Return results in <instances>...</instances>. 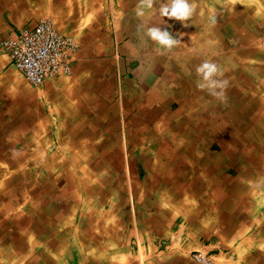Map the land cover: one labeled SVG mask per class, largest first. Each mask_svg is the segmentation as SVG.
<instances>
[{
  "label": "rangeland",
  "instance_id": "rangeland-1",
  "mask_svg": "<svg viewBox=\"0 0 264 264\" xmlns=\"http://www.w3.org/2000/svg\"><path fill=\"white\" fill-rule=\"evenodd\" d=\"M14 1L15 4L18 2ZM29 1L25 0L23 4L26 5ZM85 1L87 0H43L41 5L43 4L44 14L36 21L43 17L51 18L60 30L64 31L62 26L66 22L60 19L65 16L72 18L77 25L74 29L78 28L75 38L81 48H85L87 57L93 53L90 59L107 54L105 50L93 48L94 44L102 42L101 37L113 41L115 48L111 51L116 56L119 52L123 57L125 52L120 45H123L124 41L121 40L120 32L139 35L143 39V52H146L141 57L142 65H132V61L126 58V62L130 63L124 65V74V66L119 67L117 63L99 65V73L93 72L92 64L88 63L77 72L74 69L72 75L52 78L49 83L35 86L22 76L9 61L8 55L0 49L6 80L0 81V90L14 89L15 92H23V96L30 101V105H26L29 112L31 111L30 114L35 118H38L39 114L41 125L45 126L42 143L38 144L34 140L33 143H27L25 139L19 138L14 140V143L0 145V225H3L4 220L9 225L10 220L14 222V226L20 224L19 227L25 233H31L41 224L42 219L48 222L55 214L70 212L67 215L73 217L70 226L75 228V231H82L80 219L86 216L93 218L95 228L100 233L104 225L103 219L111 224L115 218H129L132 214L137 219L151 214L158 216L159 213L164 215L160 216L162 218H172L173 222L182 223L197 209L199 214L207 215L209 221L215 217L221 222L215 225L218 226L216 235L210 239H202V242L197 238L201 244L192 247L191 255L198 264L202 263L194 257L196 250L206 252L212 258V264H233V261L235 263L240 259L233 255L238 249L243 251L242 260L251 258L258 261L257 264H262L261 251L259 257L255 253L248 254L251 249L248 251L246 245L248 238H254L258 244L255 245L256 248H264V128L255 126L249 129V124L242 122L244 125L239 129V138L235 136V128L237 122L241 121L240 116L245 114L238 111L241 108L245 112L259 114L258 119L264 123V61L258 58L260 54H264L259 36L260 32L264 31V0H250V3L246 0H205L206 12L208 8L214 9L223 22L233 21V32L227 34L225 39L227 44L232 43V47H235L231 51L233 97H223V94L211 85H208V88H200L198 92L193 90L188 93L181 87L186 75H190L192 80L198 83L204 78L203 73L200 74L194 64L181 63L183 51L186 50L180 46L181 43L178 44L185 31H191L190 40L196 44L199 0H89L92 2L87 4V7ZM33 2V7L38 6L39 0ZM81 3L87 10L85 15L78 13ZM241 3H247L249 9L247 6V9H243ZM75 4H78V10ZM237 4L240 6L238 9ZM234 5L236 6L233 9ZM229 12L233 13V17H228ZM252 12L258 15H253ZM133 15H137L138 22L134 23ZM68 18L64 20H69ZM187 18L190 19L189 23ZM246 21H249L248 26ZM242 37L251 43L242 41ZM151 52L156 54V57H153V54L151 57ZM88 61L89 59L84 62ZM48 89L55 90L59 97L41 98L40 91ZM132 90L142 94L145 91L149 96L161 99H158V102L153 100L147 107L146 102L136 107L132 103ZM138 97L141 99V96ZM12 99L0 98V111H6L11 106L12 110H9L7 115L20 119L19 112L22 107L13 103ZM43 99L45 104L39 105L38 100ZM249 99H253L255 103H249ZM22 115L24 118V114ZM112 115L117 117V120L110 124L108 119ZM175 120L177 122L173 124ZM72 127H80L83 130V135L77 140L72 137ZM172 141H179L181 149L173 145ZM76 142L85 144L80 147L81 150H86L88 158H91V153L98 152L95 153L97 158L86 160L84 168V162L79 159L81 155H75ZM163 146L169 149L164 154H158L155 150L158 151L159 147ZM152 148H155V152ZM190 149L193 153H190ZM71 152L73 154H70ZM12 155L20 160L11 162ZM189 160L192 161L188 162ZM216 160L225 163L226 168L223 173L218 174V178L211 179L206 174V167L208 163H216ZM243 167L247 170L241 173ZM169 169L178 170V174L184 175L189 184L185 186L184 198L181 201L171 192L173 187L171 188L169 179L173 182L178 177L170 178ZM61 171L65 175L61 174ZM185 172L196 174L197 182L192 183L188 175L185 176ZM101 174H105V180L99 183L103 180L98 179ZM202 176L207 179L203 180ZM214 181H218V184H214ZM241 186H245V191ZM93 188L99 189L98 191L104 188L105 192H102L100 197H96L95 193L89 195V203L83 200L79 204L76 203L74 196H77L78 192ZM238 194L249 195L250 200L249 197L248 200L244 197L241 202L246 207L254 205L259 214H248L246 210H241L235 216L239 205ZM122 226L123 224L119 225ZM173 227L179 228L177 225ZM112 228L113 226L110 231L113 233L116 228H113V231ZM111 236L118 239L114 234ZM249 247L252 248L251 245ZM235 248L237 249L233 250Z\"/></svg>",
  "mask_w": 264,
  "mask_h": 264
},
{
  "label": "crops",
  "instance_id": "crops-1",
  "mask_svg": "<svg viewBox=\"0 0 264 264\" xmlns=\"http://www.w3.org/2000/svg\"><path fill=\"white\" fill-rule=\"evenodd\" d=\"M24 1L25 0H18V2H16L15 4L14 0H0V43L3 38L14 32L15 30H18L21 27L26 26L27 24L31 25L33 23H36L37 18L44 14V9H42L43 4L41 5L43 0H39V3H37L38 6L34 5V7L33 0L32 2L30 0L26 5L23 4ZM202 1L204 3H202ZM246 1L250 3V0ZM85 2V6L87 7V4L90 5V2L92 1L87 0ZM199 2L200 7H197L199 16L197 20L199 24L197 26L198 39L196 41V44L191 42L190 40L191 31H185V33H182V37L180 36L181 42H178V44L180 45L181 43L180 46L183 48V50H186L183 51V55L181 58L183 62L181 63L186 64L187 62V64H194L198 67L199 73H203L204 78L202 80H199L198 83L197 81L192 80L193 77H191L190 75H186L182 80V84L184 86L181 85V87L185 88L186 92L188 93L193 90H196L198 92L200 88H208V85H211L217 91L221 92L223 94V97L226 95H229V97H233V54L231 53V51H233V48L235 47H232V43L227 44V41L225 40L227 38V34H231L233 32V21L231 20L230 22V20H228V23L225 21L223 22L222 17L216 10L208 8V12L205 11V0H199ZM239 4H237V9L240 7L238 6ZM241 4L243 9H247V3ZM74 6H76L78 10V4H75ZM235 6L236 5L233 6V9L235 8ZM86 7H84V5L81 3L78 13L85 15L87 10H85L84 8ZM19 8L21 10H19ZM250 10L252 11V9ZM252 14L254 15L255 12H252ZM255 15L258 14L256 13ZM133 16L134 23L138 22L137 15ZM228 17H233V13L230 14L229 12ZM65 18L68 17L65 16L60 19L61 21L66 22L65 25L62 26L64 29L63 32L75 37V32L78 31V28L76 30L74 28L75 26L77 27V25L72 18H68L69 20H64ZM187 19L189 23L190 19ZM245 23L248 26L249 21H246ZM172 33H174V31H172ZM262 35H264V31L260 32L259 36L261 37ZM120 36L121 40L124 41L123 45L121 43L120 47L124 50L126 56L122 53L124 55L122 57L119 52L117 54L118 56H116L113 51H111L115 48V45L112 43L113 41H109V38L101 37L100 39L103 40L101 43H98L100 45L94 44L93 48L105 50L107 54L101 57H93L90 59L93 53L91 52L92 54L88 56V58V53L86 52L85 48L80 47V49L76 53V61L74 67L75 71L77 72L80 67H82L84 64L89 63L92 64L93 72L99 73V65H115L117 63V65L121 67L126 65L127 63H130V61L126 62L127 60H131L132 65L141 66V57L146 54V52H143L144 47L142 45L143 39L141 38V36H135L134 33L128 35V33H125L123 31L120 32ZM241 40L243 41L247 39L242 37ZM247 41L251 43L250 40ZM85 42L86 44L88 43V41ZM151 55L153 57H156V54L152 52L150 53V56ZM263 55L260 54V56L258 57L261 58L260 61L262 62L264 61ZM87 58L89 59V61L84 62L88 60ZM122 58L124 60H121ZM167 62L168 61L166 60V63ZM123 73L126 74L125 66ZM4 77L5 74L3 63L0 59V81H6ZM111 78L112 76L109 77V79ZM166 79L168 78L166 77ZM48 81H50V79H48L46 82ZM172 87H174L173 84ZM132 92L133 93L131 95L133 97V104L135 102V97L136 99L138 96L153 97L149 96L148 93L146 94L145 91L143 92V94L142 92H138L137 90H132ZM23 94V92H15L14 89L0 90V98L4 99L12 97V102L18 103L22 107L20 109L22 114H24V118L21 114L20 119H18L19 117L14 119L13 117L8 116L7 114H9V110H12L11 106L7 108L6 111H0V145L10 142L14 143L13 141L19 138L25 139L27 143H33V140L38 144L42 143L41 139L45 136V126L43 124L41 125L39 114L38 118H35L30 114L31 111L29 112V109L27 108V106L30 105V101L28 98H26V96H23ZM39 96L41 98L45 96L56 98L58 95L55 90L48 89L44 90L43 92L40 91ZM38 103L39 105L43 103L45 104V99L38 100ZM149 105H151V101L150 103L145 104L146 107ZM116 120L117 117H115L114 120H111V117H109L108 122H111L110 124H113L116 122ZM70 131L73 133L72 137L75 138V140L79 139L83 135V130H81L80 127H72ZM76 145L77 149L75 150V155L77 153L80 154L81 156L79 157V159L81 158V160L86 161L88 159L90 160L98 157L96 155L98 154V152L96 151L91 153V158H88L86 150H81L80 147V145H85L83 144V142H76ZM70 154L73 153L71 152ZM5 160L8 159L5 158ZM61 174L65 175V173H63L62 171ZM103 175L105 176V174ZM187 175L191 179L192 183L197 182V178H195L196 176L193 172L186 173L185 176ZM205 176H202L203 180L207 179ZM207 176L210 177V175ZM155 181L158 180L155 179ZM171 181L172 180H169V182ZM214 184L217 185L218 181H214ZM241 210L245 209L242 208L240 209V211ZM197 213L198 211L196 209L193 212L192 216L188 215V217H186V222L182 223H175L173 222L172 218H162L159 216V213H157L158 216H154L151 214L150 216H146L144 218L141 216L137 219H135V216H133L132 214V217L129 218H115V220H113L111 224L109 222L107 223V221L103 219L102 224L104 225H102L103 230H101L103 232H100L101 235L95 228L94 224L96 223H93V218H87L86 216L80 219V227L83 226L82 231H75V229L70 226L72 224L73 217H71V215H67L70 214V212L64 214L63 212H60L58 214H55L54 217H52L53 219L48 222H45V220L42 219L41 224L37 225L34 229V232L31 233H25L24 230L19 227V225L14 226V222L12 223L10 222V220L9 225H6V220H4L3 225H0V245L2 246H0V264H198L191 255L190 251L192 250V247H197L201 244L200 242H198V239L202 242V239H210L214 234L216 235L218 232V229L216 228H218V226L215 225H219L221 224V222L217 221V219L213 217L215 214L209 221L206 217L207 215L204 216V214ZM196 218L199 219L197 220ZM251 219H253L252 216ZM122 224L123 226L119 227V225ZM174 225H177L179 228L175 229L173 227ZM111 226H113V228H116L114 229V232L116 233H112L110 231ZM111 234L117 236L118 239L116 240L111 238ZM31 235L32 237H30ZM238 238L239 234L237 235L236 239L238 240ZM19 241H24L25 243H19ZM50 242H52L53 244ZM255 242L256 240L254 238L247 239V250L250 251L251 249L252 251L256 249L255 251H250L247 253H255L258 256L259 252L261 251V262L262 264H264V248L263 250H258V248H256L255 246L258 244ZM90 244L92 245V247ZM248 245H251L252 248H250ZM236 249L237 248L233 250ZM42 250L44 252H42ZM238 251H241V249H238ZM238 251H235L233 255L238 256L237 258L240 259L235 261V263L233 261V264H254V259L248 258L247 260H242V258L244 257V254H242L243 251Z\"/></svg>",
  "mask_w": 264,
  "mask_h": 264
},
{
  "label": "built area",
  "instance_id": "built-area-1",
  "mask_svg": "<svg viewBox=\"0 0 264 264\" xmlns=\"http://www.w3.org/2000/svg\"><path fill=\"white\" fill-rule=\"evenodd\" d=\"M11 63L32 85H43L48 79L74 73L79 41L60 30L54 20L43 17L34 25H26L10 33L0 43ZM264 51V35L260 38ZM195 259L202 264H212L204 251H194Z\"/></svg>",
  "mask_w": 264,
  "mask_h": 264
},
{
  "label": "bare ground",
  "instance_id": "bare-ground-1",
  "mask_svg": "<svg viewBox=\"0 0 264 264\" xmlns=\"http://www.w3.org/2000/svg\"><path fill=\"white\" fill-rule=\"evenodd\" d=\"M182 4V3H181ZM148 5V4H147ZM191 5V4H190ZM177 8V7H176ZM167 12V11H166ZM172 12H173V10H172ZM168 13V12H167ZM200 13H201V11H200ZM197 14H198V11H197ZM196 15V14H195ZM195 19V18H194ZM155 20V19H154ZM193 21V20H192ZM179 28V27H178ZM179 30V29H178ZM167 32V31H166ZM179 34V33H178ZM174 38V37H173ZM175 40V39H174ZM192 40V39H191ZM172 41V40H171ZM177 42V41H176ZM168 43V42H167ZM165 65V64H164ZM158 75V74H157ZM231 77H232V75H231ZM183 88V87H182ZM21 90V89H20ZM186 97V96H185ZM136 98V97H135ZM143 99L144 100H146V101H143ZM161 99V98H159V97H155V96H153V97H141V99L139 98V97H137V99H135V102H134V104H133V106L135 105L136 107H139L138 105H140L141 103H145V104H147V103H150V101L152 102L153 100H157V102L159 101V100ZM186 99V98H185ZM189 99V98H188ZM196 99V98H195ZM184 100V99H183ZM250 100V102L249 103H252V104H254L255 103V101H253V99H249ZM142 101V102H141ZM188 101V100H187ZM201 101V100H200ZM184 102V101H183ZM163 103V102H162ZM179 104V103H178ZM252 104H249V105H252ZM256 105V104H255ZM206 108V107H205ZM254 108V107H253ZM252 108V109H253ZM165 109V108H164ZM167 109V108H166ZM181 109V108H180ZM246 109V108H245ZM115 111V110H114ZM241 114H244L243 116H240L241 117V121L240 122H237V124H236V128H235V136L237 137V138H239L240 137V128H242L241 127V125H244V124H246V125H248L249 124V129H251L252 127H255V126H258V127H261V128H264V123L262 122V120L261 119H258L260 116H259V114H252V112H245V110H243L242 108H241V110H238ZM136 112H137V110H136ZM235 112H237V111H235ZM20 113V115L22 114V112L20 111L19 112ZM115 113V112H114ZM171 113V112H170ZM196 113V112H195ZM238 113V112H237ZM234 114V113H233ZM190 115V114H189ZM227 115V114H226ZM236 115V114H235ZM140 116V115H139ZM109 117H111V120H114L115 119V116L114 115H112V116H109ZM177 117V116H176ZM194 117V116H193ZM196 117V116H195ZM176 119V118H175ZM194 119V118H193ZM198 119V118H197ZM221 119H222V117H221ZM232 120V119H231ZM182 121V120H181ZM197 121V120H196ZM219 121V120H218ZM228 121H229V119H228ZM152 122V121H151ZM172 122V121H171ZM176 122H177V120H175L174 122H173V124H176ZM223 122V121H222ZM244 124H243V123ZM220 123V122H219ZM196 124V123H195ZM222 124V123H221ZM234 124V123H233ZM142 127V126H141ZM168 127V126H167ZM223 127V126H222ZM218 128V127H217ZM229 128V127H228ZM227 128V129H228ZM117 129V128H116ZM158 129V128H157ZM161 129V128H160ZM160 129H158V130H160ZM191 129V128H190ZM189 130V129H188ZM223 130V129H222ZM262 130V129H261ZM261 130H259L260 132H261ZM199 132H200V130H198ZM226 132H228V130L226 131ZM243 133V132H242ZM245 133V132H244ZM244 135V134H243ZM259 135V134H258ZM153 136V135H152ZM168 136V135H167ZM185 136H186V134H185ZM189 136V135H188ZM193 136H194V134H193ZM199 136V135H198ZM245 137V136H244ZM154 138V137H153ZM161 138V137H160ZM175 138V137H174ZM231 138V137H230ZM163 139V138H162ZM201 140H202V138H201ZM200 140V141H201ZM182 141V140H181ZM179 142V141H178ZM177 141H172V143H173V145H175L178 149H181V146L179 145V143H178ZM183 142V141H182ZM169 144H170V142H168ZM188 145V144H187ZM145 146V145H144ZM257 146H259V145H257ZM122 147V146H121ZM191 147V146H190ZM220 147V146H219ZM223 147V146H222ZM245 147V146H244ZM244 147H242V148H244ZM251 147V146H250ZM253 147V146H252ZM176 148V149H177ZM14 149V148H13ZM144 149V148H143ZM167 149H169V148H167L166 146H163L162 148L161 147H159V150L157 151V149L155 150V148L153 149L152 148V150L154 151H156L157 153L159 152L160 154H164L165 152H166V150ZM191 149L193 150V148L191 147ZM190 149V150H191ZM221 150H222V148H220ZM224 149V148H223ZM12 150V149H11ZM66 150V149H65ZM188 150V149H187ZM192 150L190 151V153L192 152ZM224 150H226V149H224ZM67 151V150H66ZM154 151V152H155ZM12 152V151H11ZM34 152V151H33ZM184 152V151H183ZM158 153V154H159ZM189 153V154H190ZM193 153V152H192ZM211 153V152H210ZM251 153V152H250ZM35 154V153H34ZM33 154V155H34ZM188 153H186V155H187ZM188 154V155H189ZM196 154V153H195ZM194 154V155H195ZM214 154H216V153H214ZM234 154V153H233ZM264 154V153H263ZM2 155H3V153H2ZM77 155V154H76ZM167 155V154H166ZM191 155V154H190ZM189 155V156H190ZM193 155V156H194ZM202 155V154H201ZM221 155H222V153H221ZM248 155V154H247ZM10 157V156H9ZM18 157V156H17ZM219 157H221V156H219ZM57 158V157H56ZM134 158V157H133ZM241 158V157H240ZM6 159H8L9 160V158H6ZM59 159V158H58ZM159 159V158H158ZM172 159V158H171ZM188 159H191L190 157H188ZM212 159V158H211ZM225 159V158H224ZM232 159V158H231ZM252 159V158H251ZM20 160V158H16L15 156H13L12 155V158H11V162H13V163H15V162H18ZM89 160V159H88ZM87 160V161H88ZM220 160V159H219ZM230 160V159H229ZM63 161H65V160H63ZM165 161H167V160H165ZM192 160H189L188 162H191ZM236 161V160H235ZM242 161V160H241ZM84 162V165H83V168L86 166V161H84V160H82V163ZM218 161L216 160V163H214V164H212V165H210L209 163H208V165H207V167H206V169H208V170H206V171H208V172H206V174L207 175H210V178L212 179V178H218L219 177V175L218 174H220L221 172L223 173L224 172V169L226 168V165H224V164H222V163H217ZM61 163H64V162H61ZM248 163V162H247ZM190 164V163H189ZM249 165H250V163H248ZM64 165V164H63ZM159 165H160V163H159ZM191 165H192V163H191ZM88 166V165H87ZM168 166V165H167ZM259 166V165H258ZM131 167V166H130ZM192 167H193V165H192ZM19 168V167H18ZM117 168H119V166L117 167ZM195 168V167H194ZM201 168V167H200ZM202 169V168H201ZM19 170V169H18ZM153 170V169H152ZM180 170V169H179ZM246 170H247V168L246 167H243L242 168V170H241V173H244V172H246ZM157 171H160V170H158L157 169ZM156 171V172H157ZM183 171V170H182ZM201 171V170H200ZM254 171H256V170H254ZM78 171L76 170V173H77ZM155 172V171H154ZM178 172L179 171H177L176 169H169V177L171 178H175V177H178V179L177 180H174L173 182L171 181V182H169V183H171L172 185H171V188L173 187V190L171 191V192H173L174 194H175V196H176V198H177V200H179V201H181L184 197H183V193H184V191H185V186L186 185H188V183L186 182L187 180H186V177H184V175H182V174H178ZM1 173V172H0ZM163 173V172H162ZM186 173V172H185ZM15 174V173H14ZM178 174V175H177ZM196 175V174H195ZM199 175V174H198ZM76 176V175H75ZM243 176V175H242ZM258 176V175H257ZM13 177V176H12ZM103 177H105L104 175H99V178L98 179H100V178H103ZM13 178H15V177H13ZM12 178V179H13ZM31 178V177H30ZM196 178V177H195ZM199 178V177H198ZM17 179V178H16ZM23 179V178H22ZM105 180V178H103V180L102 181H99V183L100 182H103ZM170 180V179H169ZM240 180V179H239ZM245 180V179H244ZM52 180H50V182H51ZM109 181H111L110 179H109ZM251 181V180H250ZM139 182V181H138ZM234 182H235V180H234ZM242 182V181H241ZM247 182V181H246ZM1 183V182H0ZM6 183V182H5ZM14 183V182H13ZM203 183V182H202ZM237 184V183H236ZM241 184V183H240ZM248 184H250V183H248ZM29 185V184H28ZM195 185V184H194ZM238 185V184H237ZM246 185V184H245ZM10 186V185H9ZM16 186V185H15ZM170 186V185H169ZM249 186V185H248ZM13 187V186H12ZM88 187V186H87ZM239 187H240V185H239ZM253 187V186H252ZM256 187V186H255ZM17 188V187H16ZM14 189V188H13ZM241 189L242 190H244L245 191V186H241ZM19 190V189H18ZM34 190V189H33ZM38 190V189H37ZM90 190V191H89ZM87 189V190H85L84 192H83V190H82V192H78L77 193V196H74V194H73V196H74V200L76 201V203L77 204H79V203H81V201L83 200L85 203H89L88 202V197H89V195H91V194H93V193H95L96 194V197H100V196H102V192H104L105 191V189L104 188H101V190L102 191H98L99 189ZM91 190H92V192H91ZM104 190V191H103ZM211 190V189H210ZM17 191V190H16ZM61 191H63V190H61ZM188 191V190H187ZM220 191V190H219ZM223 191V190H222ZM241 191V190H240ZM15 192V191H14ZM89 192H91V193H89ZM195 192V191H194ZM200 192V191H199ZM38 193V192H37ZM101 193V194H100ZM187 193V192H186ZM214 193V192H213ZM240 193V192H239ZM66 194V193H65ZM85 194H87L88 196H85ZM98 194H100L99 196H98ZM188 194V193H187ZM190 194V193H189ZM195 194H197L196 192H195ZM215 194V193H214ZM221 194V193H220ZM264 194V193H263ZM218 195V194H217ZM239 195V205H238V209H237V213H236V215H238V212H240V207H242V208H244L245 210H246V212H248V214L249 213H256V214H259L258 212H257V210H255V206L254 205H251V207H246L245 205H244V203H242L241 202V200L242 199H245L244 197H246V199L248 200V197H249V200H250V196L249 195H247V196H245L244 194H238ZM12 196V195H11ZM27 196V195H26ZM216 196V195H215ZM220 195H218V197H219ZM7 197V196H6ZM9 198V197H8ZM189 198V196L188 195H186V199L187 200H189L188 199ZM50 199V198H49ZM258 199V198H257ZM28 200V199H27ZM208 200V199H207ZM57 201V200H56ZM260 201V200H259ZM258 201V202H259ZM187 202V201H186ZM185 202V203H186ZM6 203V202H5ZM4 203V204H5ZM70 203H71V201H70ZM92 203V202H91ZM146 203V202H145ZM201 204H203V203H201ZM209 204V203H208ZM263 205V204H262ZM258 206V205H257ZM256 206V207H257ZM8 207V206H7ZM5 208V207H4ZM152 208V207H151ZM241 208V209H242ZM66 209V208H65ZM9 210V209H8ZM10 210H11V207H10ZM196 210V209H195ZM243 211V210H242ZM264 212V211H263ZM24 213V212H23ZM87 213V212H86ZM199 213V212H198ZM197 213V214H198ZM34 214V213H33ZM27 215V214H26ZM235 215V216H236ZM241 215H242V213H241ZM244 215V214H243ZM22 216V215H21ZM34 216V215H33ZM91 216V215H90ZM159 216H164V215H161V214H159ZM183 216V215H182ZM234 216V217H235ZM248 216V215H247ZM29 217V216H28ZM27 217V218H28ZM253 217V216H252ZM21 218V217H20ZM34 218V217H33ZM42 218V217H41ZM90 218V217H89ZM247 218V217H246ZM26 219V218H25ZM38 219V218H37ZM40 219V218H39ZM61 219V218H60ZM80 219V218H79ZM197 219V218H196ZM199 219V218H198ZM197 219V220H198ZM9 220V219H8ZM16 220H17V218H16ZM15 220V221H16ZM247 220V219H246ZM38 221V220H37ZM40 221V220H39ZM158 221V220H157ZM22 222H24L23 220H22ZM21 222V223H22ZM26 222V221H25ZM13 223V222H12ZM31 223H32V221H31ZM56 223V222H55ZM236 223V222H235ZM238 223V222H237ZM27 224V223H26ZM39 224V223H38ZM161 224V223H160ZM5 225V224H4ZM7 225V224H6ZM20 225V224H19ZM155 225V224H154ZM162 225V224H161ZM21 226V225H20ZM30 226V225H29ZM32 226H34V225H32ZM159 226V225H158ZM163 226V225H162ZM24 227V226H23ZM26 227H27V225H26ZM83 227V226H82ZM224 227V226H223ZM39 228V227H38ZM162 228V227H161ZM7 229V228H6ZM72 229V228H71ZM75 229V228H74ZM42 230V229H41ZM44 230V229H43ZM103 230V229H102ZM61 231V230H60ZM72 232V231H71ZM102 232V231H101ZM7 233V232H6ZM23 233V232H22ZM65 233V232H64ZM75 233V232H74ZM59 234V233H58ZM69 234V233H68ZM67 234V235H68ZM8 235V234H7ZM56 235V234H55ZM54 235V236H55ZM77 235V234H76ZM108 235V234H107ZM25 236V235H24ZM3 237V236H2ZM30 237H32V235L30 236ZM23 238V237H22ZM42 238V237H41ZM80 238V237H79ZM87 238V237H86ZM6 239H8V238H6ZM33 239H34V237H33ZM46 239V238H45ZM68 239V238H67ZM31 240V239H30ZM46 241V240H45ZM44 241V242H45ZM62 241V240H61ZM60 241V242H61ZM119 241V240H118ZM117 241V242H118ZM11 242V241H10ZM18 242V241H17ZM22 242H24V241H19V243H22ZM27 242V241H26ZM73 242H74V240H73ZM6 243V242H5ZM25 243V242H24ZM32 243V242H31ZM30 243V244H31ZM50 243H52V242H50ZM53 244V243H52ZM82 244V243H81ZM38 245V244H37ZM40 245V244H39ZM47 245V244H46ZM91 245V244H90ZM1 246V245H0ZM60 246V245H59ZM77 246V245H76ZM2 247V246H1ZM0 247V248H1ZM51 247V246H50ZM91 247H92V245H91ZM6 248V247H5ZM19 248V247H18ZM62 248V247H61ZM65 248V247H64ZM63 248V249H64ZM8 249V248H7ZM60 249V248H59ZM66 250H68V249H66ZM82 250V249H81ZM13 251V250H12ZM78 251V250H77ZM42 252H44L43 250H42ZM37 253V252H36ZM35 253V254H36ZM7 255H8V253H7ZM43 255V254H42ZM41 255V256H42ZM71 255V254H70ZM1 256V255H0ZM21 256V255H20ZM45 256V255H44ZM9 257H10V255H9ZM64 257V256H63ZM76 257V256H75ZM12 258V257H11ZM18 260H19V258H18ZM257 260H258V258H257ZM10 261V260H9ZM12 261V260H11ZM14 261V260H13ZM7 262V261H6ZM15 262H17V261H15ZM13 263V262H12ZM21 263V262H20ZM44 263V262H43ZM254 264H256V260H254V262H253ZM17 264V263H16ZM38 264V263H37ZM89 264V263H88Z\"/></svg>",
  "mask_w": 264,
  "mask_h": 264
}]
</instances>
